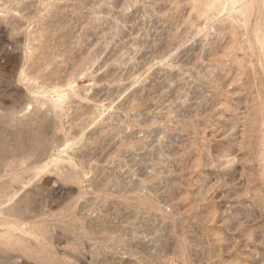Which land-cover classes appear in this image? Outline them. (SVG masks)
<instances>
[{"label":"rangeland","instance_id":"rangeland-1","mask_svg":"<svg viewBox=\"0 0 264 264\" xmlns=\"http://www.w3.org/2000/svg\"><path fill=\"white\" fill-rule=\"evenodd\" d=\"M0 264H264V0H0Z\"/></svg>","mask_w":264,"mask_h":264}]
</instances>
